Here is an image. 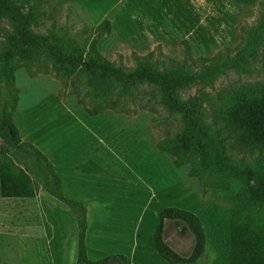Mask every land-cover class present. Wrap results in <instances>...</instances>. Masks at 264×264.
Here are the masks:
<instances>
[{
	"label": "rangeland",
	"instance_id": "374dc122",
	"mask_svg": "<svg viewBox=\"0 0 264 264\" xmlns=\"http://www.w3.org/2000/svg\"><path fill=\"white\" fill-rule=\"evenodd\" d=\"M54 158L136 180L141 245L168 209L185 264H264V0H0V162Z\"/></svg>",
	"mask_w": 264,
	"mask_h": 264
},
{
	"label": "crops",
	"instance_id": "0c3cea01",
	"mask_svg": "<svg viewBox=\"0 0 264 264\" xmlns=\"http://www.w3.org/2000/svg\"><path fill=\"white\" fill-rule=\"evenodd\" d=\"M16 166L17 179L0 162V264H185L172 261L162 246L186 258L176 243L169 245L171 219L161 218L167 209L155 211V233L139 243L141 221L131 211L138 200L136 180L122 186L118 175H106L104 162L98 173L55 158ZM123 201L130 203L126 213ZM106 202L111 208L101 207Z\"/></svg>",
	"mask_w": 264,
	"mask_h": 264
},
{
	"label": "trees",
	"instance_id": "16d2710c",
	"mask_svg": "<svg viewBox=\"0 0 264 264\" xmlns=\"http://www.w3.org/2000/svg\"><path fill=\"white\" fill-rule=\"evenodd\" d=\"M237 64V63H236ZM12 169H15L14 167L12 168ZM168 210V209H167ZM167 210L166 211H164L163 213H162V215H161V218L162 219H164L165 217H167L166 215H165V213L167 212ZM161 230H162V225H161V227H160V229H159V232H161ZM163 246V249H164V251H166L165 253H168V256H169V258L172 260V261H175V262H179V263H187V261H186V259L184 258V259H182V258H179L178 256H176V255H174L173 253H172V255H171V253H170V251L168 250V248H166L164 245H162ZM195 261V260H194ZM193 262V261H192ZM192 262H189V263H192Z\"/></svg>",
	"mask_w": 264,
	"mask_h": 264
}]
</instances>
